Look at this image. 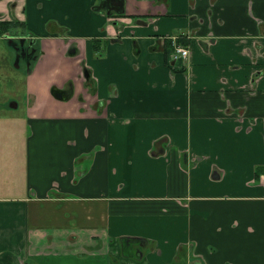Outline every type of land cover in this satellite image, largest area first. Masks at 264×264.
Segmentation results:
<instances>
[{"label": "crops", "instance_id": "crops-1", "mask_svg": "<svg viewBox=\"0 0 264 264\" xmlns=\"http://www.w3.org/2000/svg\"><path fill=\"white\" fill-rule=\"evenodd\" d=\"M0 21L43 50L0 137V262L264 264V0H0Z\"/></svg>", "mask_w": 264, "mask_h": 264}, {"label": "rangeland", "instance_id": "rangeland-1", "mask_svg": "<svg viewBox=\"0 0 264 264\" xmlns=\"http://www.w3.org/2000/svg\"><path fill=\"white\" fill-rule=\"evenodd\" d=\"M13 33V32H12ZM14 34V33H13ZM27 34L29 32L27 31ZM16 48L10 46V43L4 40H0V137H4L2 131L8 130L13 127L14 123L24 124L26 122V113L30 106V96L26 90L25 77L27 75L28 63L21 59L17 63ZM33 70V69H32ZM17 102V106L13 107L11 104ZM15 116V117H11ZM9 157L4 161H0V164L10 162L13 159ZM1 168V165H0ZM7 181V194H11L14 191L12 185L16 181L15 175H5L1 172L0 182ZM13 195V194H12ZM4 252L0 253V258L5 257ZM0 264H6L4 261ZM19 264V263H17ZM55 264V263H54Z\"/></svg>", "mask_w": 264, "mask_h": 264}, {"label": "flooded vegetation", "instance_id": "flooded-vegetation-1", "mask_svg": "<svg viewBox=\"0 0 264 264\" xmlns=\"http://www.w3.org/2000/svg\"><path fill=\"white\" fill-rule=\"evenodd\" d=\"M124 12H125V10H124ZM125 14H126V12H125ZM5 37H8L7 38L8 39L7 42H10V40L13 38L12 36L7 35V34L5 35ZM17 40L18 41L14 43L15 48H16L17 63L21 59H24L28 63V67H27V72H28V70L31 67H33V69H34L36 63L38 62V60L40 59V57L43 54V50H42L41 46L39 45V42H38L37 38H32V40L28 41V40H26L25 37H19ZM67 49H68L67 52L69 54L68 56L76 55L80 51L79 48L76 45L70 44V43H69V46H68ZM83 71H84L83 72L84 78L86 79L85 80L86 81L85 82V86L88 87V89L90 90L91 93H93L94 92L93 91L94 88H93V79H92V76H91L92 72L87 67H84ZM52 87H51V89H52ZM54 87H57V86L54 85ZM57 88H59V87H57ZM59 89L64 90V95L65 96H70V94H72V96L70 98H67L66 100H70V99H72L75 96V84H74V82L72 80L68 81L65 86H63V87H61ZM58 93H59V95L63 96V94H60L59 91H58ZM78 98L81 101L84 100L83 94H79ZM63 100H65V99H63ZM12 104L13 105L16 104V106L18 105L17 102L12 103ZM142 241H144V240H142ZM113 246L114 245H112V247ZM112 247H111V245L108 247V255L109 256L110 255L113 256L115 258V260H117L118 264H120L119 259H121V256L125 258V257H128L129 255H132V256H137V258H139L140 256L143 255L142 254V250L139 249V247L137 245L133 246V245H130V244H128V245H126V244L124 245L123 244V245H121L120 250L116 251V254L114 253V249ZM97 250H99V249H97V248L93 249V251H97ZM138 252H139V254H137ZM116 257L117 258L120 257V258L117 259Z\"/></svg>", "mask_w": 264, "mask_h": 264}, {"label": "trees", "instance_id": "trees-1", "mask_svg": "<svg viewBox=\"0 0 264 264\" xmlns=\"http://www.w3.org/2000/svg\"><path fill=\"white\" fill-rule=\"evenodd\" d=\"M124 0H122V2H123ZM121 14L122 15H124L125 14V12H124V10L121 12ZM15 24H17V25H23V23L22 22H20V21H15L14 23L13 22H10V21H0V36H5L6 34L7 35H13V30H14V25ZM13 29V30H12ZM18 40L15 38H12L11 40H10V42H11V44L12 45H14V43L15 42H17ZM32 69H33V67H31L29 70H28V72H31L32 71ZM58 91L60 92V94H63V96H61V95H59V93H58ZM51 92H52V94L55 96V97H57V98H59V99H67V98H70L71 96H72V94H70V96H65L64 95V90H62V89H59V88H57V87H52V89H51Z\"/></svg>", "mask_w": 264, "mask_h": 264}, {"label": "built area", "instance_id": "built-area-1", "mask_svg": "<svg viewBox=\"0 0 264 264\" xmlns=\"http://www.w3.org/2000/svg\"><path fill=\"white\" fill-rule=\"evenodd\" d=\"M172 58L174 60H177L181 57H188L190 54V49L182 44H176L174 47H172Z\"/></svg>", "mask_w": 264, "mask_h": 264}, {"label": "water", "instance_id": "water-1", "mask_svg": "<svg viewBox=\"0 0 264 264\" xmlns=\"http://www.w3.org/2000/svg\"><path fill=\"white\" fill-rule=\"evenodd\" d=\"M64 40L66 41V39H64ZM79 52H80V51H79ZM79 52H78V53H79ZM11 105H12L13 107H16V104H14V105H13V104H11Z\"/></svg>", "mask_w": 264, "mask_h": 264}]
</instances>
